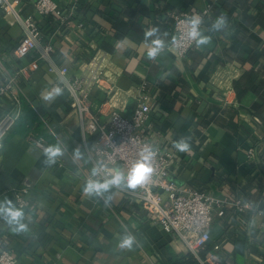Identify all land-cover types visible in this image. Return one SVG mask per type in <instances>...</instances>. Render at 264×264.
<instances>
[{"label":"crops","instance_id":"1","mask_svg":"<svg viewBox=\"0 0 264 264\" xmlns=\"http://www.w3.org/2000/svg\"><path fill=\"white\" fill-rule=\"evenodd\" d=\"M54 1L66 13L73 8L61 26L37 14L30 2L18 8L51 37L53 58L68 76L79 75L95 55L106 56L105 85L111 89H91L93 110L101 120L112 109L131 117L144 82L150 113L141 133L154 146L176 151L172 180L222 198L224 214L215 209L210 239L193 254L121 189H109L107 200L85 196L91 137L82 138L64 90L54 101L43 99L55 80L46 62L38 61L28 75L18 73L36 53L15 57L22 27L0 10V86L17 75L15 90L27 105L0 150V201L7 197L14 204L13 192L31 185L22 208L28 231L13 232L0 219V247L12 251L16 264H172L187 253L199 264H264V0ZM206 8L201 32L210 42L176 55L169 47L172 15H198ZM220 16L226 26L209 31ZM153 27L167 35L162 52L149 59L153 38L146 42L144 33ZM9 103L0 96V117ZM30 128L67 149L58 165H46L44 153L25 140ZM181 138L187 151L175 147ZM250 146L256 153L247 161ZM76 147L79 159L72 153ZM237 198L241 211L231 204ZM125 231L135 237L131 249L118 246Z\"/></svg>","mask_w":264,"mask_h":264},{"label":"built area","instance_id":"2","mask_svg":"<svg viewBox=\"0 0 264 264\" xmlns=\"http://www.w3.org/2000/svg\"><path fill=\"white\" fill-rule=\"evenodd\" d=\"M21 2H30L37 14L50 16L59 22L61 26L71 14L59 8L54 0H0V10L5 14L12 13L15 20L22 27V36L14 49L16 58H22L30 52H35L36 57L28 66L18 69V73L28 75L29 70L38 67V61L47 64V71L55 75L54 86L61 87L68 96V102L76 114L81 130L82 138L91 137L92 164L93 167L101 165L104 174L111 172L113 168L127 170L133 161L139 158L140 151L150 146L155 150L152 160L153 173L150 181L138 186L136 189L117 188L130 194L145 211L148 217L157 222L168 234L181 240L190 252L196 254L210 239V228L213 220V212L217 207V215L222 216L224 210L222 198L214 196L200 188H194L185 184H179L172 180L171 173L177 162L175 150L154 146L150 139L141 133L145 127L150 113V97L146 92L145 83L140 85L137 95V104L131 114L126 117L119 110L112 109L106 120H101L100 115L93 110L90 101V91L93 87L110 90V85H105V55H95L89 62L84 64L81 73L77 76H68L67 67L59 65L53 58L54 45L51 37L43 34L35 19L28 15L22 16L18 8ZM17 7V8H16ZM200 17L202 21L208 16V8L200 14L194 15L188 11H181L172 15L173 37L170 49L178 56H183L195 44L188 38V18ZM203 22L200 25V30ZM53 35V34H52ZM16 76L6 77L0 86V96L9 100L8 108L0 117V150L3 141L20 119L23 113L22 100L15 90ZM25 140L44 153V149L51 145L42 135L30 128ZM255 148L250 146L246 149L248 160H254ZM59 159L51 168L58 165ZM92 167V168H93ZM84 172L82 179L86 182L91 170ZM116 188V187H115ZM31 185L22 186L13 193L14 204L18 208L27 207L29 204L26 193ZM264 197V186H263ZM232 206L241 211L244 207L241 199L231 201ZM17 260L12 251L5 245L0 247V264H16Z\"/></svg>","mask_w":264,"mask_h":264},{"label":"clouds","instance_id":"3","mask_svg":"<svg viewBox=\"0 0 264 264\" xmlns=\"http://www.w3.org/2000/svg\"><path fill=\"white\" fill-rule=\"evenodd\" d=\"M202 19L198 16L188 18L189 31L187 33L188 38L196 43L197 46L207 44L210 42L211 37L205 36L200 30ZM227 24L226 18L223 16L217 17L211 24L209 31H217L224 28ZM167 34H161L160 30L153 27L144 33L145 41L151 39V44L147 48V56L149 59H155L165 47L164 36ZM63 94V89L59 86H54L50 90L46 91L43 95L45 101H54L58 96ZM175 147L180 151H187L189 144L185 138H181L175 143ZM66 148L60 145H49L44 149L46 165H52L56 162L57 158L63 156L66 152ZM73 156L77 159L81 158L82 152L80 147H76L72 150ZM155 156V150L150 147H144L140 153L139 158L132 162L130 167L125 171L121 168H113L111 172L104 174L101 171V165H96L92 168L91 174L86 180L83 186V194L88 197H98L103 199H111L110 196H106L109 189L116 188H128L136 189L138 186L147 184L153 173L152 160ZM0 219H3L13 232L21 233L28 231V225L24 223L25 213L22 208L16 207L12 200L5 197L3 201H0ZM136 242L135 237L125 231L120 237L118 246L121 249H131Z\"/></svg>","mask_w":264,"mask_h":264},{"label":"trees","instance_id":"4","mask_svg":"<svg viewBox=\"0 0 264 264\" xmlns=\"http://www.w3.org/2000/svg\"><path fill=\"white\" fill-rule=\"evenodd\" d=\"M22 105H23V113H24L26 111L27 105L23 101H22ZM23 113H22V115H23ZM22 115H21V117H22ZM21 117H20V119H21ZM172 264H199V262H198L197 258L192 253H187L185 256H182L180 260H178L176 262L173 261Z\"/></svg>","mask_w":264,"mask_h":264}]
</instances>
